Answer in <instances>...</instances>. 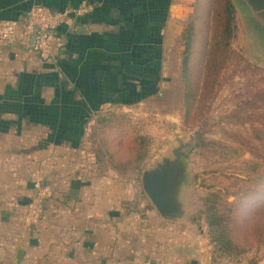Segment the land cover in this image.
<instances>
[{"label":"crops","instance_id":"crops-1","mask_svg":"<svg viewBox=\"0 0 264 264\" xmlns=\"http://www.w3.org/2000/svg\"><path fill=\"white\" fill-rule=\"evenodd\" d=\"M194 2L0 0V22H20L32 6L91 8L57 29L64 49L53 61L0 44V264H211L146 196L137 205L111 169L98 170L86 135L103 108L157 95ZM36 182L50 195L29 228Z\"/></svg>","mask_w":264,"mask_h":264},{"label":"rangeland","instance_id":"rangeland-1","mask_svg":"<svg viewBox=\"0 0 264 264\" xmlns=\"http://www.w3.org/2000/svg\"><path fill=\"white\" fill-rule=\"evenodd\" d=\"M233 4L238 14V31L231 41L235 56L223 71L219 87L200 122L193 126L183 123L182 53L173 54L179 61L168 53L170 62L157 95L131 107L103 108L90 118L91 130L86 135L89 141L95 136L93 142L109 143L105 150L111 146V159L108 157L111 172L120 180L116 187L129 190L132 202L137 205L140 198H146L141 173L155 169L163 159L173 160L174 152L179 150L185 178L178 192L183 216L173 222L179 228L180 243L193 247L195 255L207 257L211 264H250L252 261L264 264V243H253L247 252L237 256L222 254L211 241L204 213V201L211 192L222 190L225 196L226 191L229 201L232 200L230 194L245 179L244 164L253 160L246 149L231 139L234 133L236 136L250 133V124H237V117L264 112V104L258 102L245 113L242 111L243 102L264 87V26L253 20L239 0H233ZM179 44L182 47L181 40ZM94 125L99 126V133L94 131ZM201 128L205 132L202 138L196 136ZM121 129L124 135L117 133ZM89 148L93 153V144ZM137 160L141 173L136 176L128 163ZM95 164L101 172L109 168L106 163ZM115 167L120 175L113 171ZM148 206H152L149 200Z\"/></svg>","mask_w":264,"mask_h":264},{"label":"trees","instance_id":"trees-1","mask_svg":"<svg viewBox=\"0 0 264 264\" xmlns=\"http://www.w3.org/2000/svg\"><path fill=\"white\" fill-rule=\"evenodd\" d=\"M237 15L232 0H195L193 3L190 20L181 35L180 80L183 87L184 124L193 126L203 119V111L211 104L223 71L233 62L232 56L235 54L231 49V41L238 31ZM236 65H240V62ZM256 102L264 104V87L243 102V113L252 109ZM245 115L237 117V124H250L249 135L236 136L237 133H234L233 138L231 136L232 141L246 149L253 158L244 164L245 179L230 194L231 201L226 191L224 196L222 190L211 192L204 201L211 241L227 256L243 254L253 243H264V112L254 116ZM93 129L97 131L99 126L94 125ZM117 133L124 135L125 132L121 129ZM204 133L201 128L196 136L202 138ZM93 138L95 136L89 142L93 144L95 162L106 163L111 169V146H108V152L105 148L109 143L93 142ZM137 162L128 163L136 176L141 173ZM113 171L121 174L118 167L113 168Z\"/></svg>","mask_w":264,"mask_h":264},{"label":"built area","instance_id":"built-area-1","mask_svg":"<svg viewBox=\"0 0 264 264\" xmlns=\"http://www.w3.org/2000/svg\"><path fill=\"white\" fill-rule=\"evenodd\" d=\"M91 11L86 4L77 8L53 11L43 6H32L19 21L0 22V44L28 46L41 61H53L64 49L63 41L56 31L61 26L71 28L76 19ZM34 194L25 207L23 224L36 227L42 218L43 204L49 198V188L41 182L33 184Z\"/></svg>","mask_w":264,"mask_h":264},{"label":"water","instance_id":"water-1","mask_svg":"<svg viewBox=\"0 0 264 264\" xmlns=\"http://www.w3.org/2000/svg\"><path fill=\"white\" fill-rule=\"evenodd\" d=\"M258 24L264 26V0H239ZM185 183L184 170L180 163V152H174V159H163L155 169L141 173L144 194L159 216L165 220H175L183 216L178 192Z\"/></svg>","mask_w":264,"mask_h":264}]
</instances>
